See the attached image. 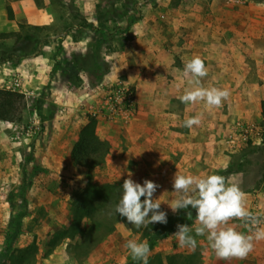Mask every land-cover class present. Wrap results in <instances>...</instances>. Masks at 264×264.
I'll return each mask as SVG.
<instances>
[{"label":"crops","instance_id":"crops-1","mask_svg":"<svg viewBox=\"0 0 264 264\" xmlns=\"http://www.w3.org/2000/svg\"><path fill=\"white\" fill-rule=\"evenodd\" d=\"M73 1L74 13L79 19L72 18L61 36L43 43L41 54L27 58L22 64L30 84H36L38 79L50 84L55 59L78 64L76 58H84L92 52L93 44L101 34L100 38H105L101 44L106 46V39L110 40L108 49L102 46L103 55L106 52L104 56L113 64L110 77L114 80L123 75L129 83L137 84V112L133 118L137 119L136 125L139 123L137 150L139 155L143 156V153L152 159H141L143 163H139L138 169L144 176H153L152 180L159 185L156 199L161 197V206L176 199L173 178L178 171L201 178L211 174L232 175L235 163L238 164L233 155L242 149L243 142L232 150L226 143L229 134L236 125H263L264 1L235 6L221 1L212 7L208 0H203L201 6L185 7L171 6L172 0H138L136 15L129 10L125 0ZM35 2L20 0L13 3L14 20H9L6 8L3 9L0 33L18 32L17 22L24 16L28 17L29 24L36 23ZM24 3L29 5V10H21ZM66 15H70V11ZM44 18L45 15L42 25L50 16ZM56 49L59 55L55 54ZM194 57H200L207 68L208 74L201 81L203 86L226 88L230 92L220 107L209 108L202 102L195 105L181 102L180 97L191 87L184 68ZM76 71L79 76L83 74L81 70ZM63 76L61 73L57 81L50 84L52 89H46L42 100L45 106L60 108L48 122L55 126V133L67 135L77 124L82 93L58 81L61 77L64 79ZM201 113L203 118L199 126L191 129L184 126L186 116ZM151 130L154 134L149 132ZM252 140L255 145L264 143L255 138ZM251 157L255 158V155L243 153L239 162ZM236 172L235 179L242 180L240 173L243 174V170ZM238 186L246 194L247 209L261 215L264 227V196L254 193L260 187L255 185L249 190ZM241 221L233 219L229 223L247 234ZM200 242L204 245L199 252L203 264H264V239L256 240L254 250L242 259H220L205 236ZM105 251L99 248L89 260L99 259L95 256H101V259L106 256ZM186 252L192 254L194 249L187 247Z\"/></svg>","mask_w":264,"mask_h":264},{"label":"rangeland","instance_id":"rangeland-1","mask_svg":"<svg viewBox=\"0 0 264 264\" xmlns=\"http://www.w3.org/2000/svg\"><path fill=\"white\" fill-rule=\"evenodd\" d=\"M17 1L20 0H0V13ZM137 1L125 0L124 3H128L129 10L132 11ZM202 1L172 0L171 6L195 7L201 6ZM221 1L229 6H235L264 0H208L209 6L212 7H216ZM35 3L37 17L34 22L36 23L29 24L26 16L18 20L17 23L22 24V28L18 31L21 38L16 47V56L10 61L0 63V89L11 90L22 95V109L12 113V117H21V121L1 123L0 120L2 125L0 126V264H20L22 252L31 244L35 246V250L29 249L27 258L30 264H142V261L134 260L125 247L128 240L148 241L151 250L148 264H203L199 254L200 249L204 247L200 242L203 236L196 237L198 243L192 254L187 253V247H181L173 235L178 229L172 231L166 238L156 240L153 244L149 242L153 230L163 223H153L135 230L121 221L118 222L115 229L91 253L95 255L99 248L106 249V256H102L101 259V256H95L99 259L90 261L91 254L80 257L67 251L68 246L78 240L79 236L73 225L75 221L73 203L77 200L80 188L85 187L89 179L87 170L73 163L71 150L79 138L80 130L88 118H91L87 107L93 102L90 90L100 79L102 80V77H99V67L109 60L104 56L106 52L103 55L102 46L105 45L100 41L103 43L105 38H100L101 34L97 35L99 38L93 44L92 52L84 58H76L79 61L78 64L71 60L55 59L54 69L50 72V84L56 82L57 77L62 73L65 78L61 77L62 79L58 81H62L67 88L76 89L82 93L76 126L68 130L67 135L55 133V126L48 121L49 117L53 119L56 113L60 112V108L56 105L45 106V101L42 100L46 89L52 88L41 79L31 85V80L26 77L25 66L22 64H25L27 58L38 57L42 52L43 43L61 36L65 31L64 28H68V24L73 21L72 18L79 19V17L74 13L73 0H36ZM21 10H29V5L24 3L21 5ZM68 11L70 15L67 16ZM43 15H45L44 19L47 15L50 16L49 21L44 20V25L41 24ZM15 42L16 37L5 40L0 38V52L4 49L3 44L12 47ZM105 47L108 49V46ZM55 54H60L58 49ZM77 69L82 71L81 76L76 73ZM57 70L60 72H56ZM109 74L105 77V81L113 80ZM119 77L127 80L126 76ZM15 79H19L21 87L13 90L12 84ZM132 85L137 87L136 83ZM34 116L40 119V130L32 135H24L20 141L16 140L14 137L24 133L23 127L31 124ZM136 121L135 118L126 124L98 119V136L109 142L110 151L104 164L91 172L90 180L94 184H118L122 187L124 180L129 178V174H132L131 178L134 181L141 184L145 179H153V176L140 174L138 169L139 163L141 161L143 163L141 159L147 161L152 159L145 157L143 153V156L139 155L137 150L139 123L136 125ZM254 127L261 126L259 124L244 126L245 129ZM149 132L154 134L152 130ZM238 134L241 135L239 132ZM242 142V149L233 155L236 158L235 162L238 161V164L235 163V172L230 176L221 173L232 183L250 190L255 185L260 187L264 179V143L262 147L255 145L251 138ZM243 153L255 155V158H247L241 163L239 160ZM241 169L244 172L243 174L239 172L242 180L237 181L236 170ZM157 197L156 192L154 198ZM160 210L167 213V221L182 214L183 211L181 209L173 213L169 205L161 206ZM192 216L190 224H188L187 216L184 217L183 222L195 226V209ZM81 224L87 227L90 225L86 218L81 220ZM193 235H195L194 232ZM69 236H74L75 240L72 241L68 238ZM51 243H56V247L51 248Z\"/></svg>","mask_w":264,"mask_h":264},{"label":"clouds","instance_id":"clouds-1","mask_svg":"<svg viewBox=\"0 0 264 264\" xmlns=\"http://www.w3.org/2000/svg\"><path fill=\"white\" fill-rule=\"evenodd\" d=\"M207 68L200 57L192 58L184 68L189 77L190 88L180 97L185 105L204 103L207 107H220L230 92L225 88L205 87L202 78L207 76ZM203 115L196 114L184 120V126L191 129L202 123ZM129 174L122 185V196L115 211L126 217L128 223L136 228L147 227L153 223L167 224V213L161 209L160 198H154L159 185L145 179L143 184L134 181ZM176 199L168 203L173 213L191 206L196 210V225L178 224L173 234L181 247L195 249L197 236H206L211 249L220 259L246 258L254 250V242L264 239V227H258L252 234H245L230 225L233 219H239L253 226L261 224L258 215L247 209L246 194L241 188L222 175L211 174L205 177L176 172L173 178ZM142 197L143 199L142 201ZM151 213V215H150ZM192 220V212H187ZM193 232L195 235H193ZM125 247L134 260L148 264L150 245L148 241L128 240Z\"/></svg>","mask_w":264,"mask_h":264},{"label":"trees","instance_id":"trees-1","mask_svg":"<svg viewBox=\"0 0 264 264\" xmlns=\"http://www.w3.org/2000/svg\"><path fill=\"white\" fill-rule=\"evenodd\" d=\"M134 7H137V4ZM6 11L8 19L14 20L11 6H7ZM18 25L19 28H22V24ZM10 37H16V42L12 47L3 44L4 49L0 52V63L10 61L16 56L15 51L19 45L18 41L21 35L18 32L0 33V38L4 40ZM20 109H22V95L11 90L0 89V120L20 122L21 117H12V113ZM261 109L263 117L262 128L264 130V101L261 103ZM97 126L98 122L96 119L88 118V121L79 132L78 140L74 143L71 150L73 163L85 168L89 173V179L86 181L85 187L80 188L77 200L73 203L75 210L73 225H75V231L79 235L78 240L67 248L68 252L80 257L90 255L100 242L115 229L116 224L120 221L132 229H139L128 223L126 217L120 216L115 211L116 205L122 196V187L118 186V184L96 185L90 180L91 172L104 164L110 151L109 142L98 136ZM188 211L193 212L191 206L188 210L183 209L182 214L170 219L167 224L155 228L149 242L153 244L156 240L166 238L172 231L177 229L178 224H187V222H183V219L187 216ZM83 218L88 220L89 227L81 224ZM191 222L192 220H189L188 224ZM68 238L72 241L75 240L74 236H69ZM56 245V243H51L50 246L51 248H55ZM29 249L35 250V246L31 244L22 252L20 264H30L27 258Z\"/></svg>","mask_w":264,"mask_h":264},{"label":"built area","instance_id":"built-area-1","mask_svg":"<svg viewBox=\"0 0 264 264\" xmlns=\"http://www.w3.org/2000/svg\"><path fill=\"white\" fill-rule=\"evenodd\" d=\"M133 8L134 10H132V12L136 15V13L139 12V6H133ZM109 45L110 40L107 38L106 46ZM112 67L113 66L109 61L99 67V77H102V80L100 79L97 85L90 90L92 92L93 102L88 105L87 110L90 115L89 117L94 118L97 121L98 119H106L110 122L127 124L131 122L137 111V91L131 83L122 77L105 81L107 74L112 72ZM12 86L13 90H15L16 87H21L19 79H15ZM40 125V119L34 116L32 123L23 127L24 133H20L14 138L20 141L24 135H32L33 133L38 132L40 130ZM238 132L241 133V138ZM263 134L264 130L262 127L245 129L244 126L236 125V127L233 128V132L229 134L227 143L228 146L234 150L240 145L239 142L246 141L249 139V136L250 138L254 136L255 140L258 139L259 142H264ZM254 193H260L264 196V179L262 180L260 188L255 189ZM253 213L258 215L262 222L259 225L253 226L241 221L242 225L247 229V234L254 233L258 227H262L263 225V218L261 215L256 212Z\"/></svg>","mask_w":264,"mask_h":264}]
</instances>
